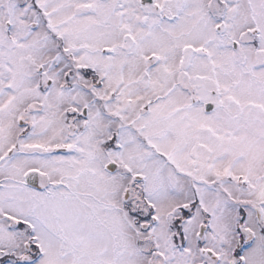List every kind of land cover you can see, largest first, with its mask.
I'll list each match as a JSON object with an SVG mask.
<instances>
[{"label":"snow or ice","instance_id":"1","mask_svg":"<svg viewBox=\"0 0 264 264\" xmlns=\"http://www.w3.org/2000/svg\"><path fill=\"white\" fill-rule=\"evenodd\" d=\"M0 264H264V0H0Z\"/></svg>","mask_w":264,"mask_h":264}]
</instances>
